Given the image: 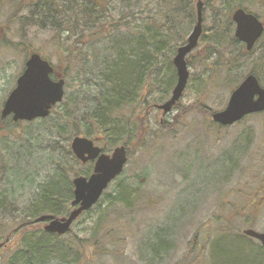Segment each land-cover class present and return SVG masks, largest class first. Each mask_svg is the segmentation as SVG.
Listing matches in <instances>:
<instances>
[{"label":"rangeland","instance_id":"1","mask_svg":"<svg viewBox=\"0 0 264 264\" xmlns=\"http://www.w3.org/2000/svg\"><path fill=\"white\" fill-rule=\"evenodd\" d=\"M11 1L13 3L10 5ZM228 1L234 7L242 2L216 0L217 6L213 10L210 8L205 11L204 8L207 9L208 6L205 7V2L201 1L207 16V29L202 37H209L208 32L212 31L216 11ZM126 2L127 0H105V22L122 19L129 26H135L134 22H139L138 17L145 18L146 11L152 12L153 17L156 13V3L153 0H133L132 9L126 7ZM55 3L59 4L57 0ZM28 4L26 0H0V115L4 101L15 88L24 63L32 53H39L42 58L49 60L58 72H64L67 66L66 44L60 46L53 42L55 33L45 17L35 13L34 16L20 19L22 13L23 17L29 14ZM242 5L264 22V0H243ZM138 6L143 11H139ZM20 7L24 12H20L12 24L7 26L11 9ZM105 12L108 13V19ZM132 14L134 16L131 17ZM193 28L194 26L188 36ZM126 33L127 31L119 32L114 29L107 37ZM69 34L72 38L70 46H74L76 41H87L88 32L84 33L79 26L72 27ZM67 36L63 35L64 38ZM90 46V51L101 55L110 50L111 42L97 41ZM204 52L205 50L200 51L194 59L196 61L190 66V80L179 104L189 106L200 101L214 112H219L225 109L231 91L208 81L206 72H209V69H205L204 64L210 55L206 57ZM201 55L204 59H199ZM261 56L260 48H256L249 59L258 60ZM210 59L215 61L216 57ZM251 63H243V67L240 64L239 69L233 71V75L240 78L242 75L246 76L252 70ZM81 65L74 68L68 77V93L80 94L81 99L90 98L94 96V88L90 86L93 74ZM161 85L156 84L157 87H154L153 82L149 81L142 97L151 107L148 110L139 107L137 111L139 116L148 112L149 130L145 134L146 144L135 147L137 141L132 134L122 135L123 138L114 142L115 144L108 141L98 144L106 149L108 154L113 153L124 141L129 142L131 146L125 173L111 186L108 193H113L118 186L126 184L137 188L144 201L149 197L153 200L152 206L146 207L132 225L133 237L126 246L128 262L125 264L138 263L139 247L147 240L154 245L155 250L163 247L162 239L165 235L168 238L167 246H170V239L175 235L172 248L174 254L168 259L169 264H178L188 253L190 256L187 263L193 264L194 259L199 260L203 247L206 250L203 264H234L233 258L222 262L217 252H234L237 258L238 244L230 239L214 245L213 243L223 236L233 239L239 237L238 233L247 229L264 233V113L252 115L239 125L225 128L215 123L211 126V122L205 120L202 115L192 113L176 125L174 130L169 131L163 128V123L172 122L177 110L164 115L163 111L155 107L170 98L169 95L166 96ZM171 94L172 90L170 96ZM36 128V125L31 127L25 124L18 129L11 127L8 131H0V243H3L9 233L11 221L20 217L54 174V157L48 151L49 138L37 140ZM30 137L33 140H28ZM63 145L65 146L64 142ZM26 150L30 152L27 153ZM21 151L23 156L19 154ZM31 153L32 157L27 158ZM23 157L26 160H23ZM3 158L7 160V165L2 167ZM88 166L82 164L77 167V171L81 173ZM2 201L5 202L3 205ZM257 203L258 208H255ZM245 205L250 208L240 213L238 210ZM251 210L253 213H247ZM98 211L94 210L90 216L77 220L72 232L81 239L88 238L90 229L97 220ZM227 219L232 220L231 224L227 223ZM158 229L165 231L161 233ZM194 237L197 242L192 249L189 243ZM16 238H12L13 243ZM253 242L255 244L257 241ZM12 245L10 243L8 248L0 249V264H6L7 257L12 254ZM142 249L151 254V250L146 246ZM110 259L112 258L109 256L106 258L109 264H112Z\"/></svg>","mask_w":264,"mask_h":264},{"label":"trees","instance_id":"2","mask_svg":"<svg viewBox=\"0 0 264 264\" xmlns=\"http://www.w3.org/2000/svg\"><path fill=\"white\" fill-rule=\"evenodd\" d=\"M55 1L26 0L30 5L27 8L29 14L23 18L22 13L20 19L24 20L34 16L35 13L42 15L47 23L52 25L51 29L55 33L53 42L60 46L66 44L65 60L68 72L66 69L64 72H60L67 85L65 99L55 106L50 116L45 119L16 123L12 119H2L0 115V131L6 129L8 131V128L11 127L18 129L25 124L31 127L36 125L37 140L49 138L48 151L54 157L52 163L55 165L54 174L49 181L42 186L39 194L21 213L20 217L14 218L9 225L10 230L3 241V249L8 248L10 243L13 244V247H11L12 254L6 259V264H109V260H106L108 256L112 258L110 259L112 264H125L128 262L126 246L129 239L133 237L132 225L137 219L136 217L140 216L143 210L151 207L153 203V200L149 199L150 197L144 201L137 188L131 185L118 186V189L113 193L107 191L93 209L81 216H90L94 210H99L96 215L97 220L93 223L89 237L86 239L77 237L72 230L65 236L49 234L43 230L42 224L36 221L45 214L56 217L68 215L72 209L71 202L74 198L73 179L77 176L87 177L92 173L90 163L87 164L88 168L81 173L77 171V167L82 164L70 149L73 137L85 136L98 140L99 143L108 141L110 144H115L114 142L123 138L122 135L132 134L137 141L135 147L146 144L145 134L149 130L148 112L141 113L140 116L137 114L139 107L146 110L151 107L150 103L142 97L143 90L149 81H152L154 87L162 84L164 93L170 97V91H173L177 82V71L173 60L178 49L187 43L188 33L196 23L198 0H153L156 3L154 17L152 12L146 11L145 18L138 17L139 22H134L135 26H129L122 19L110 23L105 22V16L102 14L106 9L105 1L98 4V2L88 0H73L70 10L66 9V3L62 0H57L59 4ZM132 1L127 0L126 7L128 9H132L134 6ZM202 1L208 6L207 9L212 8V10L218 3L216 0ZM39 2L42 5L41 12L37 10L36 6ZM12 3L13 1L9 4ZM242 3L243 0L234 7L228 1L225 6L221 5L215 13L212 31L208 32L209 37L206 35V37H202L195 50L196 53L194 51L187 57L189 67L193 65L196 61L195 57L202 50H205L206 57L209 55L212 59L216 57L215 61H211L210 58L205 61V69H209V72H206V78L211 84L216 83L223 86L231 93L244 81L247 75L251 74L255 75L259 83L264 86V36L251 52H248L245 45L235 37L236 27L232 22L231 14L236 8H245L249 11ZM139 11L143 10L139 7ZM20 12H24L21 7L11 9L7 26L12 24ZM132 16L134 15L132 14ZM70 20L72 27L79 26L84 33L88 32L87 41H76L74 46H70L69 43H66L67 41L61 43L65 41V38L61 36L64 33H61L60 28L67 29V26H70ZM114 29L119 32L127 31V33L126 35L107 37ZM105 40L111 42L108 52L104 51L100 55L90 51V45H93L94 42ZM256 48H260L262 56L258 60L249 59ZM199 59H204V56L201 55ZM246 62H252V70L246 76L242 75L241 78L233 75V71L239 69L240 64L243 67ZM79 65L89 69L93 74L90 86L94 88V96L90 98L81 99L80 94L71 95L68 93L70 71ZM258 69H260L259 72ZM174 110H177V114L173 117L172 122L164 121L163 123V128L166 130H174L176 125L186 120L192 113L202 115L205 120L211 122V126L214 125L212 121L214 111L203 102L197 101L189 106L177 104ZM28 140L33 139L30 137ZM122 145L127 147L128 152L130 151L129 142L124 141L121 143ZM103 150L107 152L106 149L103 148ZM26 152L29 153L30 150H26ZM21 153L23 152H19V154ZM21 156L23 155L21 154ZM31 157L32 153L27 158ZM23 160L26 159L23 157ZM14 161L19 164L16 158ZM2 162V167L7 165L5 158ZM4 203L2 201V205ZM103 203L106 205L105 207ZM250 206L245 205L238 211L243 213ZM254 207L258 208V203ZM251 212L252 210L247 213L251 214ZM231 222V219H227L228 224ZM158 231L164 233L165 229H158ZM174 236L170 239V246H167L168 238L165 235L162 239L163 247L158 250H155L156 248L150 244L149 240L141 244L139 247L140 258L137 264L168 263V259H171L174 254L172 251ZM238 236L234 239L223 236L213 243L214 245L230 239L233 243L238 244L237 258H235L234 252H217L218 257L223 260L222 262L233 258L234 264H264V248L261 244L258 241L254 244V240L245 236L243 232H239ZM15 237H17L16 242L13 243L14 239L12 238ZM65 237L72 238L66 239ZM196 242L194 237L189 246L193 249ZM143 246L151 250V254L143 251ZM200 251L199 260L194 259L193 264H203L206 250L203 247ZM189 256L190 253L178 264H190L187 263Z\"/></svg>","mask_w":264,"mask_h":264},{"label":"water","instance_id":"3","mask_svg":"<svg viewBox=\"0 0 264 264\" xmlns=\"http://www.w3.org/2000/svg\"><path fill=\"white\" fill-rule=\"evenodd\" d=\"M232 19L236 25V38L246 44L247 51H252L264 34V24L257 16L243 9L236 10ZM202 34L203 3L199 1L197 23L187 43L178 49L173 61L177 71V83L172 96L164 104L156 106L164 115L172 112L188 86L190 69L187 57L198 47ZM53 72L54 69L48 61L39 54H32L17 81L16 88L4 104L2 117L12 116L14 122H32L49 117L52 108L60 104L65 96V81H54L51 78ZM262 112H264V87L260 85L255 75H249L231 93L227 107L223 111L213 113L212 119L222 127H230L247 116ZM71 149L82 163L95 164L93 173L89 177L79 176L74 179L72 210L67 216L43 215L37 219V223L45 224L46 232L59 236L69 233L78 218L100 201L109 186L124 173L129 161L125 146L115 148L112 154H106L102 148L95 145V141L87 137H75ZM243 233L260 242L264 248V233L252 229H247ZM2 247L3 244H0V248Z\"/></svg>","mask_w":264,"mask_h":264},{"label":"flooded vegetation","instance_id":"4","mask_svg":"<svg viewBox=\"0 0 264 264\" xmlns=\"http://www.w3.org/2000/svg\"><path fill=\"white\" fill-rule=\"evenodd\" d=\"M88 1H90V2H95V3H97L98 2V4H101V2H103V1H105V0H88ZM199 1H202V0H198V2ZM64 2L66 3V9H71L72 7H71V4H72V2H73V0H64ZM205 4V3H204ZM37 10L38 11H42L41 10V2H39L37 5ZM205 7H206V4H205ZM204 10L205 11H207L208 9H206V8H204ZM203 10V34H204V32H206V29H207V27L205 26V23H206V21H207V16H206V14H205V11ZM210 10H212V9H210ZM106 13V16L108 17V13L107 12H105ZM102 14L105 16V14H104V11L102 12ZM25 16V15H24ZM23 17V16H22ZM68 13H67V19H68ZM24 18V17H23ZM232 18V17H231ZM196 20H197V17H196ZM56 21V20H55ZM263 24H264V22L262 21V20H260ZM56 22H59V21H56ZM232 22H233V20H232ZM50 24V23H49ZM68 27H69V29H68ZM60 31H61V33L63 34H65V35H68L67 37H65V42L67 41L69 44L70 43H72V38H71V36H70V32L72 31V24H71V20H70V26H67V29L66 28H64V27H61L60 28ZM66 31V32H65ZM62 37H63V35H61ZM63 39V38H62ZM71 40V41H70ZM246 46V45H245ZM53 66V65H52ZM53 68H54V72H53V74L51 75V78L53 79V80H55V81H58V80H62V79H64V77H63V75L60 73V72H58V70L56 69V67H54L53 66ZM66 71L68 72V68H66ZM70 73H71V71H70ZM65 80V79H64Z\"/></svg>","mask_w":264,"mask_h":264}]
</instances>
